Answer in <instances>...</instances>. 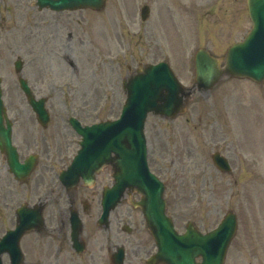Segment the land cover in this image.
Returning <instances> with one entry per match:
<instances>
[{
    "label": "rangeland",
    "instance_id": "1",
    "mask_svg": "<svg viewBox=\"0 0 264 264\" xmlns=\"http://www.w3.org/2000/svg\"><path fill=\"white\" fill-rule=\"evenodd\" d=\"M143 4L151 9L145 21ZM250 26L247 0H108L102 11L63 12L40 11L35 0H0V72L4 86L15 89L13 62L22 57L34 90L53 96V116H80L75 109L82 108L88 114L80 118L92 123L120 114L129 65L167 60L192 87L195 51L205 47L222 56ZM194 89L185 114L172 121L150 114L146 123L150 166L167 184L168 213L180 231L189 219L208 231L233 209L238 230L225 264H264V82L225 78L211 91ZM66 96L73 102L64 103ZM20 100L17 92V105ZM26 111L25 143L31 148L25 154L35 150L33 137L43 134L29 118L28 104ZM54 129L63 128L53 125L46 133ZM215 150L229 158L230 174L215 168ZM99 180L103 185L109 175ZM48 182L36 191L44 192ZM93 213L84 231L88 251L77 254L63 246L58 264H111L110 252L120 243L126 246L125 264H142L156 249L142 214L130 203L112 212L108 228L97 227V207ZM126 221L131 234L122 230ZM55 245L50 251L58 250Z\"/></svg>",
    "mask_w": 264,
    "mask_h": 264
},
{
    "label": "water",
    "instance_id": "2",
    "mask_svg": "<svg viewBox=\"0 0 264 264\" xmlns=\"http://www.w3.org/2000/svg\"><path fill=\"white\" fill-rule=\"evenodd\" d=\"M105 0H38V5L55 10L92 7L99 9ZM250 15L254 28L244 41L235 43L225 58V67L206 50L196 54V71L199 87L208 89L224 74L248 76L257 81L264 80V0H249ZM148 10L145 8L144 17ZM21 61H17L20 66ZM30 102L38 112L44 111L43 102H35L28 84L23 80ZM127 100L120 120L94 124L80 128L85 135L83 145L92 152V161L88 174L103 164L112 163L115 184L108 189L113 200L127 187L137 189L142 194L138 202L147 219L148 226L158 245V253L149 264H224L227 247L233 237L237 222L233 213H229L221 224L208 234H202L193 223H189L187 232L178 234L172 219L166 215L163 198L164 185L148 168L144 123L149 111L173 116L181 110L185 89L180 85L169 65L161 62L148 65L124 84ZM1 107V103H0ZM114 152L115 156L111 153ZM221 168L225 164L218 154L213 155ZM33 223H37L34 215ZM28 228L21 226V232ZM201 256L202 261L196 258Z\"/></svg>",
    "mask_w": 264,
    "mask_h": 264
},
{
    "label": "flooded vegetation",
    "instance_id": "3",
    "mask_svg": "<svg viewBox=\"0 0 264 264\" xmlns=\"http://www.w3.org/2000/svg\"><path fill=\"white\" fill-rule=\"evenodd\" d=\"M14 89L7 88L8 116L13 123V137L18 140L21 136L20 144H17L20 158L24 161L23 151L30 148L25 143L27 131V113L26 102L22 100L16 104V95ZM36 123V122H35ZM52 120L50 122V125ZM53 125H62V122L55 120ZM69 134V135H68ZM72 137L66 128L54 129L52 134H43L42 139L47 142L46 145L40 143L37 137H33V144L37 149L38 160L31 176L22 181L18 180L9 170L6 159L1 160L0 166V240L4 235L14 229L19 222V209L24 204L39 206L42 208L45 224L39 231H30L20 237L18 243L20 250L24 254L23 264H43L60 263L59 248L70 246L77 253L82 254L88 251V240L84 237V231L90 222L93 223L94 209H101L98 197L100 194L94 190L80 192L79 190L66 189L58 179L61 169L66 168L73 160L78 144L66 142ZM51 141H55L52 143ZM43 181H50L48 185L40 191L37 187ZM58 181V183L56 182ZM81 184V183H80ZM83 184V183H82ZM34 190V192H33ZM72 210L79 213L82 221V231L80 239L84 242V250L78 252L71 239V217ZM86 236L88 233H85ZM14 236L7 242H14ZM56 244L58 250L50 251V248ZM123 244V243H122ZM3 247L0 245V249ZM111 253V252H110ZM0 260L2 264H10L12 255L8 250L0 251Z\"/></svg>",
    "mask_w": 264,
    "mask_h": 264
}]
</instances>
